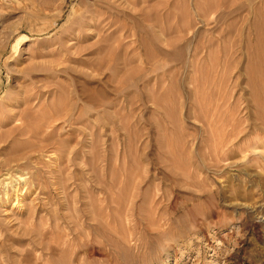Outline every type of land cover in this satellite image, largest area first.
Here are the masks:
<instances>
[{"label": "rangeland", "instance_id": "rangeland-1", "mask_svg": "<svg viewBox=\"0 0 264 264\" xmlns=\"http://www.w3.org/2000/svg\"><path fill=\"white\" fill-rule=\"evenodd\" d=\"M0 264H264V0H0Z\"/></svg>", "mask_w": 264, "mask_h": 264}, {"label": "bare ground", "instance_id": "bare-ground-1", "mask_svg": "<svg viewBox=\"0 0 264 264\" xmlns=\"http://www.w3.org/2000/svg\"><path fill=\"white\" fill-rule=\"evenodd\" d=\"M11 183V182H10ZM17 188V187H16ZM16 190V189H15ZM15 192V191H14Z\"/></svg>", "mask_w": 264, "mask_h": 264}]
</instances>
